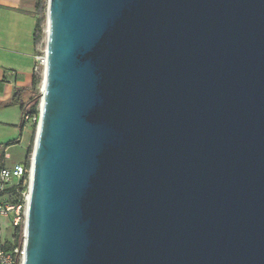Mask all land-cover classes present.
I'll list each match as a JSON object with an SVG mask.
<instances>
[{
  "label": "water",
  "instance_id": "95a60500",
  "mask_svg": "<svg viewBox=\"0 0 264 264\" xmlns=\"http://www.w3.org/2000/svg\"><path fill=\"white\" fill-rule=\"evenodd\" d=\"M23 264H264V0H48Z\"/></svg>",
  "mask_w": 264,
  "mask_h": 264
},
{
  "label": "crops",
  "instance_id": "0c3cea01",
  "mask_svg": "<svg viewBox=\"0 0 264 264\" xmlns=\"http://www.w3.org/2000/svg\"><path fill=\"white\" fill-rule=\"evenodd\" d=\"M37 19L36 0H0V125L19 131L16 138H7L9 142L20 137L16 144L2 146L6 133L0 130V167H13L25 162L7 165V161L12 159V148L25 149L29 124L25 125L20 134L21 108L10 102L15 89H31L34 77L38 74L35 72V56L38 53V42L35 41ZM14 134L16 131L12 132ZM0 219L9 223L6 218Z\"/></svg>",
  "mask_w": 264,
  "mask_h": 264
},
{
  "label": "built area",
  "instance_id": "2783aa9c",
  "mask_svg": "<svg viewBox=\"0 0 264 264\" xmlns=\"http://www.w3.org/2000/svg\"><path fill=\"white\" fill-rule=\"evenodd\" d=\"M47 47V46H46ZM47 68L46 50L35 56V72L45 74ZM42 93V89H41ZM40 110V108H39ZM26 122L39 123L38 116H25ZM32 164V162H31ZM31 190V165L17 164L13 167H0V218L9 220L15 238L16 229L23 226L22 245L0 246V264H23L25 249V227Z\"/></svg>",
  "mask_w": 264,
  "mask_h": 264
},
{
  "label": "rangeland",
  "instance_id": "374dc122",
  "mask_svg": "<svg viewBox=\"0 0 264 264\" xmlns=\"http://www.w3.org/2000/svg\"><path fill=\"white\" fill-rule=\"evenodd\" d=\"M47 2L48 0H45V9L43 13H41L39 16L44 17L43 23H42V31L40 33V39L38 41V52L46 50L47 46V39H48V34H47ZM39 78V83H38V88L40 92V97H41V89H42V82H43V74L38 73L37 74ZM41 100V98H40ZM40 108V104H39ZM40 113V110H39ZM37 123H30L27 126V137H26V142H25V149L22 147H14L10 151L12 154V159L7 161V165H11L15 162L19 161H26L27 159L32 162V157H33V152L35 148V142H36V135H37ZM0 130H2L4 133L3 144L2 146H5L7 142H9V139L16 138L19 136V131L14 130L10 126H1L0 125ZM16 131V134L12 135V132ZM11 133V135H10ZM9 134V135H8ZM9 138V139H7ZM7 140V141H6ZM0 160H1V155H0ZM1 163V162H0ZM15 242V238L13 237V230L10 226V224L5 220V219H0V246L2 247H9Z\"/></svg>",
  "mask_w": 264,
  "mask_h": 264
},
{
  "label": "trees",
  "instance_id": "16d2710c",
  "mask_svg": "<svg viewBox=\"0 0 264 264\" xmlns=\"http://www.w3.org/2000/svg\"><path fill=\"white\" fill-rule=\"evenodd\" d=\"M45 9V0H36V12L38 15L37 23H36V35L35 41L38 42L40 39V33L42 31V23L44 17H40L39 15L43 13ZM39 78L37 75L34 77L33 87L31 89H15L12 100L10 102L11 105H18L21 108L22 118L19 125L20 134L22 133L25 125L28 123L25 120L26 115H30L31 117L39 115V104H40V92L38 88ZM19 139L11 141L7 143L5 146H10L19 142ZM24 164L27 168L30 167L31 162L27 159ZM23 242V226H19L16 229L15 233V245H22Z\"/></svg>",
  "mask_w": 264,
  "mask_h": 264
}]
</instances>
